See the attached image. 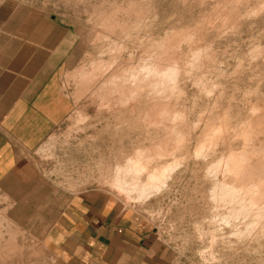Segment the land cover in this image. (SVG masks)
<instances>
[{"label": "rangeland", "instance_id": "obj_1", "mask_svg": "<svg viewBox=\"0 0 264 264\" xmlns=\"http://www.w3.org/2000/svg\"><path fill=\"white\" fill-rule=\"evenodd\" d=\"M0 53L57 66L56 187L147 219L154 264H264V0H0ZM9 209L0 264H55Z\"/></svg>", "mask_w": 264, "mask_h": 264}, {"label": "crops", "instance_id": "obj_2", "mask_svg": "<svg viewBox=\"0 0 264 264\" xmlns=\"http://www.w3.org/2000/svg\"><path fill=\"white\" fill-rule=\"evenodd\" d=\"M56 69L0 53V194L11 222L42 240L55 264H154L160 245L147 219L100 191H63L33 161L70 111Z\"/></svg>", "mask_w": 264, "mask_h": 264}, {"label": "bare ground", "instance_id": "obj_3", "mask_svg": "<svg viewBox=\"0 0 264 264\" xmlns=\"http://www.w3.org/2000/svg\"><path fill=\"white\" fill-rule=\"evenodd\" d=\"M167 70H168V69H167ZM173 74H174V73H173ZM166 78H167V77H166ZM160 89H161V88H160ZM136 91H137V90H136ZM221 128H222V127H221ZM130 169H131V168H130ZM135 169H136V168H135ZM124 170H125V169H124ZM223 170H224V169H223ZM223 170H222V171H223ZM126 172H127V173H125V174H126V175H129L130 171L127 170ZM135 172H136V170H135ZM132 173H133V172H132ZM122 175H123V174H122ZM118 180H119V179H118ZM218 181H219V180H218ZM217 183H218V182H217ZM123 184H124V183H123ZM123 184H122V185H123ZM134 185H135V184H134ZM120 186H121V184L119 185V187H120ZM126 187H127V186H126ZM134 187H135V186H133L132 189H133ZM120 188H121V187H120ZM225 188H226V187H225ZM134 189H135V188H134ZM118 190H119V189H118ZM122 190H123V188L121 189V191H122ZM139 190H140V194H141V195H143L146 191H148V190H146V188H144V187H141ZM219 190H220V189H219ZM119 191H120V190H119ZM211 199H212V198H211ZM255 207H256V206H255ZM261 212H262V211H261ZM258 215H259V214H258ZM236 221H237V220H236ZM236 233H237V232H236ZM250 234H251V233H250Z\"/></svg>", "mask_w": 264, "mask_h": 264}]
</instances>
